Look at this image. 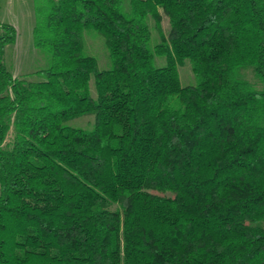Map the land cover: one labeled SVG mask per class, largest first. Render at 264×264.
<instances>
[{"label": "trees", "instance_id": "obj_1", "mask_svg": "<svg viewBox=\"0 0 264 264\" xmlns=\"http://www.w3.org/2000/svg\"><path fill=\"white\" fill-rule=\"evenodd\" d=\"M35 1L43 80L0 20V264H264V0Z\"/></svg>", "mask_w": 264, "mask_h": 264}, {"label": "rangeland", "instance_id": "obj_2", "mask_svg": "<svg viewBox=\"0 0 264 264\" xmlns=\"http://www.w3.org/2000/svg\"><path fill=\"white\" fill-rule=\"evenodd\" d=\"M35 4V0H0V20L14 25L18 33L17 41L9 44L5 49V65L17 77L39 81L43 80V77L34 75V73L51 67L53 61L48 52L38 49L34 45ZM160 12L162 14V33L167 34L169 19L162 10ZM148 22L152 31L153 46L160 42L162 33L156 28V22L153 18L150 17ZM83 33L87 54L97 59L100 70L109 69L112 65V59L105 38L94 29H85ZM165 63L164 58H156L158 66H163ZM179 71L182 85L197 83L190 60H186L179 67ZM91 85L94 88L93 80ZM90 120V117L84 116L71 121L70 124L75 127L86 128ZM14 131L15 129L12 127L8 142L13 139Z\"/></svg>", "mask_w": 264, "mask_h": 264}]
</instances>
